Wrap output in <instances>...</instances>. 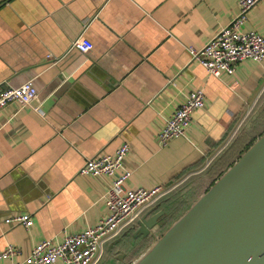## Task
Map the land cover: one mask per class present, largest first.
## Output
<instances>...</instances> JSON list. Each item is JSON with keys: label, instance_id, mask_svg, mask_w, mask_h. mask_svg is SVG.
<instances>
[{"label": "crops", "instance_id": "crops-1", "mask_svg": "<svg viewBox=\"0 0 264 264\" xmlns=\"http://www.w3.org/2000/svg\"><path fill=\"white\" fill-rule=\"evenodd\" d=\"M237 10L236 0H0V85L31 81L45 113L16 103L0 110V252L8 245L21 251L0 264L23 259L43 239L94 225L106 212L110 179L79 169L122 142L130 145L128 186L179 183L140 216L164 211L156 235L172 196L193 202L209 187L213 162L257 119L264 61L245 60L232 75L215 77L191 60L188 46L205 45ZM245 28L264 34V0ZM81 34L89 51L69 50ZM194 89L203 90L205 105L193 112L186 136L160 146L165 119ZM23 213L34 221L29 229L10 220ZM125 230L105 243L97 264L134 257L127 258Z\"/></svg>", "mask_w": 264, "mask_h": 264}, {"label": "built area", "instance_id": "built-area-1", "mask_svg": "<svg viewBox=\"0 0 264 264\" xmlns=\"http://www.w3.org/2000/svg\"><path fill=\"white\" fill-rule=\"evenodd\" d=\"M261 1L236 0L238 10L227 25L220 28L202 47L188 46L191 60L215 77L222 74L232 75L236 67L245 60L258 63L264 61V34L245 28L249 11ZM71 49L82 53L89 51L90 47L83 39V34L72 40L69 50ZM11 103H16L19 107H31L40 116L45 114L43 103L38 101L37 90L31 81L17 87L0 85V110ZM204 105L202 89L187 93L158 131L157 140L160 146L167 145L174 138L186 136L193 112ZM248 114L249 111L241 122ZM129 151V143L122 142L112 154L87 158L79 169L82 175L105 176L110 179L104 194L106 212L94 225L75 233L64 234L60 240L43 239L23 259L11 264H54L57 261L63 264H97L102 257L105 243L115 239L135 223L145 209L166 197L178 186L179 183L158 184L150 188L128 186L131 171L124 167V160ZM10 220L26 229L34 222L27 213L14 215ZM18 255H21V251L8 245L0 252V259H12Z\"/></svg>", "mask_w": 264, "mask_h": 264}, {"label": "water", "instance_id": "water-1", "mask_svg": "<svg viewBox=\"0 0 264 264\" xmlns=\"http://www.w3.org/2000/svg\"><path fill=\"white\" fill-rule=\"evenodd\" d=\"M164 216L136 221L151 241L125 264H264V132L156 235Z\"/></svg>", "mask_w": 264, "mask_h": 264}, {"label": "trees", "instance_id": "trees-1", "mask_svg": "<svg viewBox=\"0 0 264 264\" xmlns=\"http://www.w3.org/2000/svg\"><path fill=\"white\" fill-rule=\"evenodd\" d=\"M263 132H264V112L255 121H253L252 128L249 131L245 132V134L243 133L240 138L238 137L239 139L235 141L234 145L226 152L224 156L222 155L220 158H218L216 161L213 162L212 164L213 167L211 168V170H209L211 176V183L209 184V186L222 174V172L227 167L231 166L239 158L240 154L244 152L252 144V142L257 137H259ZM191 202L192 201L185 204L186 206H184V209L187 208ZM175 218L173 216L172 220H168L164 228H162V230H160L159 233L162 234L163 231H165V229L170 225V223ZM143 247L144 246L142 245L136 251V253L139 250H141ZM134 255H131V257H133Z\"/></svg>", "mask_w": 264, "mask_h": 264}, {"label": "flooded vegetation", "instance_id": "flooded-vegetation-1", "mask_svg": "<svg viewBox=\"0 0 264 264\" xmlns=\"http://www.w3.org/2000/svg\"><path fill=\"white\" fill-rule=\"evenodd\" d=\"M135 223H133L131 226H129L127 228L128 230L126 229L127 231L125 230L126 231L125 235L128 238H129V235H130V232H131V228L130 227H132ZM132 236H134V235H132ZM129 239L131 240V244L128 246V249H127L128 250V252H127V255H128L127 258H129L132 254H134V252H136L140 248V246L145 243V241H148L149 240V237L148 236L144 237L143 234L140 233V234L137 235V237H135V238H129ZM123 241H124V239L122 241H120V242H123ZM126 245H128V244H126ZM108 251H109V249H108ZM114 259H115V256L112 257V258H109V262H113Z\"/></svg>", "mask_w": 264, "mask_h": 264}, {"label": "rangeland", "instance_id": "rangeland-1", "mask_svg": "<svg viewBox=\"0 0 264 264\" xmlns=\"http://www.w3.org/2000/svg\"><path fill=\"white\" fill-rule=\"evenodd\" d=\"M172 198L175 199L176 202H175L174 204H172V206H173L174 208H173L172 210H169V211H170V217H169L168 220H172V217H173V216H174V218H175V217L178 215V216L174 219V220H176V219H177V218H178V217H179V216H180V215H181V214H182V213H183V212L189 207V206H188L187 208L184 209V206H186L185 204H187L188 202L181 203V200L178 201V200H177V199H179L178 195H174V196H172ZM173 199H172V200H173ZM190 200H192V199H190ZM190 200H188V201H190ZM190 204H191V203H190ZM174 220H173V221H174ZM173 221H172V222H173ZM167 222H168V221H167ZM172 222H171V223H172ZM171 223H170V224H171ZM150 241H151V239H150L149 241H145V243L143 244V246H144V247L147 246V245L150 243ZM141 246H142V245H141ZM141 246H140V247H141ZM144 247H143V248H144ZM143 248H142V249H143ZM122 249H123V250H126L127 248H126V247H123ZM127 252H128V250H127ZM135 254H137V253H135ZM134 256H135V255H134ZM130 258H132V257L130 256ZM114 262H116V259H114L113 263H114Z\"/></svg>", "mask_w": 264, "mask_h": 264}]
</instances>
